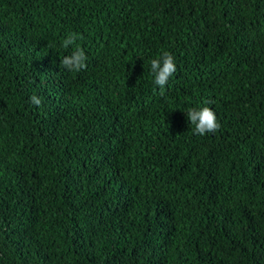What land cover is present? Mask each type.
Listing matches in <instances>:
<instances>
[{"label": "trees", "instance_id": "obj_1", "mask_svg": "<svg viewBox=\"0 0 264 264\" xmlns=\"http://www.w3.org/2000/svg\"><path fill=\"white\" fill-rule=\"evenodd\" d=\"M0 264H264V0H0Z\"/></svg>", "mask_w": 264, "mask_h": 264}, {"label": "clouds", "instance_id": "obj_2", "mask_svg": "<svg viewBox=\"0 0 264 264\" xmlns=\"http://www.w3.org/2000/svg\"><path fill=\"white\" fill-rule=\"evenodd\" d=\"M75 39V36H69L64 40L63 46L67 48L74 43ZM85 60L86 56L83 49L77 47L71 55L62 59L61 64L71 71H79L86 67ZM151 71L154 75V83L163 88L170 76L176 71L173 56L168 52H164L162 57L153 59L151 61ZM31 100L36 105L41 104V100L35 95L31 97ZM187 117L190 123L195 126L193 130L195 134L204 135L207 132H214L220 127L215 112L209 107L190 109L187 112Z\"/></svg>", "mask_w": 264, "mask_h": 264}]
</instances>
